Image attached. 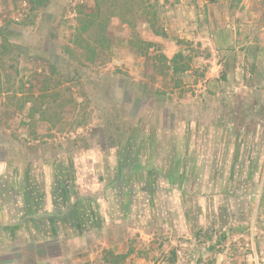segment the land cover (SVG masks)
I'll return each mask as SVG.
<instances>
[{
	"label": "rangeland",
	"instance_id": "1",
	"mask_svg": "<svg viewBox=\"0 0 264 264\" xmlns=\"http://www.w3.org/2000/svg\"><path fill=\"white\" fill-rule=\"evenodd\" d=\"M94 7L0 0V264H264V0L118 7L93 57Z\"/></svg>",
	"mask_w": 264,
	"mask_h": 264
},
{
	"label": "trees",
	"instance_id": "2",
	"mask_svg": "<svg viewBox=\"0 0 264 264\" xmlns=\"http://www.w3.org/2000/svg\"><path fill=\"white\" fill-rule=\"evenodd\" d=\"M40 3L43 2L44 0H38ZM158 0H95V7L92 12L85 13L83 14L80 18V23L81 25L79 26L78 32L75 34V38L73 42L78 45L79 47H86L89 52L92 53L93 57L96 55V50L98 46L107 43V36L105 34V28H106V23H105V18L110 17L111 15H115L116 11L115 8L121 7V10L118 15L122 17L124 21L131 22L133 25L135 24V17L130 19L128 18L129 15H135L136 9L134 8V5L140 4L142 5V12L140 15L146 19V21L150 24V26L153 28L154 32L156 34H164L163 31H161L157 27V20H158V9L156 8ZM93 27V35L89 34L88 35V30ZM87 33V34H86ZM1 42H0V60L4 61L6 58L5 55L9 54L11 52V47L13 43L8 37V29H1ZM179 56H181L180 53H178ZM177 55V56H178ZM169 64H174V71L176 72H182L185 71L188 68V65H181L178 64V60L176 56L172 57L169 59ZM169 65V66H170ZM57 65L54 64V69H56ZM1 85V82H0ZM0 92H1V87H0ZM141 165V164H140ZM71 190L65 189L64 192H62L63 200H66V202H69L71 212L68 216L66 215H54L51 214L48 217V221L51 224H55V220L58 219L66 224H69L71 227H75L76 229L78 227H81L83 221H86L87 223L89 222L90 217H85L86 212H82L81 209H85L80 205V202L76 201L74 203L71 202ZM33 203V201H30ZM28 203V201H27ZM30 203V204H31ZM34 205V204H33ZM78 206L81 207L77 208ZM33 211V208H32ZM82 214V215H81ZM48 216V214H46ZM17 225H8L6 228L10 229L11 231L16 229ZM82 229V227H81ZM176 254V253H175ZM123 257V255H122ZM173 261H175V258H173Z\"/></svg>",
	"mask_w": 264,
	"mask_h": 264
},
{
	"label": "crops",
	"instance_id": "3",
	"mask_svg": "<svg viewBox=\"0 0 264 264\" xmlns=\"http://www.w3.org/2000/svg\"><path fill=\"white\" fill-rule=\"evenodd\" d=\"M199 6H201V5H199ZM202 7V6H201ZM255 44H260V46H261V50H260V52L259 53H257L258 55L257 56H255L254 58V61H259V60H262V59H264V51H263V49H264V47H262V46H264V42H255ZM224 65H226V64H224ZM257 75L259 76V77H261L262 76V74L264 73V69H257ZM248 86V84H245V87H247ZM230 149V148H229ZM237 151V152H236ZM235 152L236 153H234V158H235V160H239V149H237ZM240 164V163H239ZM249 166H248V170H249ZM253 169H254V167H253ZM250 170H252V167H251V169ZM254 172V171H253ZM38 217V216H37ZM75 237H78V234L76 235V236H74V238ZM64 242H65V239H64ZM61 248H62V245H60V243L58 242V244H57V249L61 252Z\"/></svg>",
	"mask_w": 264,
	"mask_h": 264
}]
</instances>
